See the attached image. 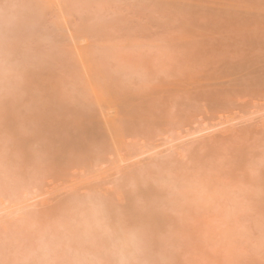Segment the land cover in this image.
Listing matches in <instances>:
<instances>
[{"label":"bare ground","instance_id":"obj_1","mask_svg":"<svg viewBox=\"0 0 264 264\" xmlns=\"http://www.w3.org/2000/svg\"><path fill=\"white\" fill-rule=\"evenodd\" d=\"M0 264H264V0H0Z\"/></svg>","mask_w":264,"mask_h":264},{"label":"rangeland","instance_id":"obj_2","mask_svg":"<svg viewBox=\"0 0 264 264\" xmlns=\"http://www.w3.org/2000/svg\"><path fill=\"white\" fill-rule=\"evenodd\" d=\"M155 29H156V28H155ZM159 30H161V29H158V28H157V31H159ZM153 32H155V31L152 30V34H153Z\"/></svg>","mask_w":264,"mask_h":264}]
</instances>
